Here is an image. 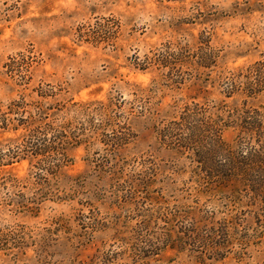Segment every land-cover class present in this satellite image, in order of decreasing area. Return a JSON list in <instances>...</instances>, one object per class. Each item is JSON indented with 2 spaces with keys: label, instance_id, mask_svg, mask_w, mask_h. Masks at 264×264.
Masks as SVG:
<instances>
[{
  "label": "rangeland",
  "instance_id": "374dc122",
  "mask_svg": "<svg viewBox=\"0 0 264 264\" xmlns=\"http://www.w3.org/2000/svg\"><path fill=\"white\" fill-rule=\"evenodd\" d=\"M51 2L52 0H39V13L34 16L33 5L37 4V0H0V36L7 35L14 23L17 27L25 22L33 27L38 23L47 30L46 38L38 43H29L25 49L26 57L23 52H17L20 60L14 61L9 56L8 60L12 62V66L5 64L8 72L3 75H9L10 79L13 71L17 75L23 72L24 75H20V80L15 85L21 90L18 99L10 100L5 107L4 96L0 94V113L9 121L6 130L0 129V188L4 189L0 200L5 199L11 190L13 195L7 200L6 206L12 211L15 203L13 214L22 221V230L29 225L41 228V254L48 253L44 256L45 260L51 256L52 262L56 264H72L71 250L78 264H138V261L153 264L152 255L158 256L159 251L153 253L150 250H137L135 244L118 252L112 249L117 245L127 244L132 239H139L141 236H136L135 232L144 217L162 212V207H156L163 199L161 189L155 186V181L150 180L152 189L148 193L141 190V180L124 179L127 162L117 167L106 156L101 157L99 149L91 151L98 143L104 145L108 153L115 154L122 144L127 142L126 134L118 136L113 133L110 136L107 131L114 126L117 131L128 128L127 123L117 125V122L127 119V102H121L119 90L115 85L108 84L107 78L98 76L85 83L75 94L71 93L69 82L61 79L59 64L71 60L76 55L81 41L83 45L91 47L87 52H80V56L90 58L97 55L96 34L99 29H94L88 22L76 24L74 31L64 21L59 22L60 26L53 27L51 22L55 18L48 15L52 10L48 6ZM173 2L183 4L185 0ZM196 4L203 10H198L192 16L178 14L168 22L165 29L167 38L162 45L164 51L153 57L152 62L158 60L166 47L176 49L175 52H170L174 58L186 57L189 60L176 67L175 71L152 64L156 73H160L162 69L164 71L158 78L157 86L146 90L142 103L151 104L152 108L164 106L166 111L163 114L172 116V120L177 118L178 111L192 102L209 106L219 116L224 115L220 110H224L227 115L234 110L241 112L248 108L264 109V91L249 95L246 92V82L241 79L250 74L249 69L254 64L264 63V28L246 14L226 7L227 0H217L211 7L208 6V0H196ZM90 11L95 15V9ZM180 11L191 12L192 9ZM70 32L75 36L76 50L65 55V50L73 43L69 39ZM26 34L27 29H21V35ZM112 35L114 37L116 34ZM85 36L88 38L84 39ZM206 42L215 58V66L210 69H203L197 64V58L201 56L199 47H203L202 43ZM184 51L188 54L181 55ZM103 52L104 48H99V53ZM179 53L181 57L176 56ZM2 55L0 53V58ZM100 68L101 71L104 70L103 65H100ZM145 70L140 69L141 72ZM109 77L115 79L111 73ZM232 81L241 88H238L240 90L232 97L227 98V86ZM113 91L116 92L115 95L112 94ZM135 95L136 93H133V96ZM12 103L19 105L20 110L17 108L18 110L12 113ZM132 112L133 108L128 107V116H132ZM143 112L141 107L137 116ZM23 119L28 123L33 120L34 126L47 123L63 125L75 136V142H70L72 145L67 152V163H64L66 166L57 174L46 176V184L42 182V172L38 170L40 159L24 157L18 150L27 134L23 128L27 123ZM160 123L163 124V120ZM152 129L155 131L157 125L153 124ZM114 136L118 139L111 141ZM113 158H116L115 155ZM144 181L146 183V180ZM129 182L134 183L133 189L136 190L137 198H144L143 203H125V190L129 188ZM216 189L219 188L207 185L198 193L200 199L212 196V200L207 203L214 201L216 206L211 209L171 205V209L179 211L178 216L183 215L185 219L191 217L196 227L202 231V235L211 227L217 236V223L222 224L225 219L229 220L226 221L229 227L233 226L231 221L234 222L233 227H236L228 244L219 238L217 243L206 239L205 243L200 241L199 244H192L185 237L187 242L184 247H180V251L183 252L187 248L188 256L185 260H190L191 264H222L227 260L223 249L233 238H242L247 235L246 229L264 224V215L252 212L254 201L245 203L235 198L224 203L225 197ZM182 192V189L176 190L177 199L181 198ZM28 193L31 195H27ZM70 196L73 201H64ZM148 196L160 199L158 203L146 202L145 198ZM192 203L197 204L198 200L193 199ZM165 210L173 215L175 213L170 209H163L164 212ZM224 210H229L227 215ZM133 224L130 232L129 228ZM155 226L156 224L151 225L148 230ZM183 229V226H180L176 230L180 233L184 232ZM175 237V240L183 239L180 235ZM50 248L52 251H49ZM137 255L141 258H136ZM57 257L60 258L58 262Z\"/></svg>",
  "mask_w": 264,
  "mask_h": 264
},
{
  "label": "clouds",
  "instance_id": "9594fccd",
  "mask_svg": "<svg viewBox=\"0 0 264 264\" xmlns=\"http://www.w3.org/2000/svg\"><path fill=\"white\" fill-rule=\"evenodd\" d=\"M216 3L217 0H208L209 7ZM37 5L39 0L33 5L34 16L39 13ZM48 6L52 9L48 15L55 18L51 22L53 27L60 26L59 22L64 21L74 31L76 24L88 22L94 29H99L96 34L97 55L90 58L80 56V52H87L91 47L83 45L81 41L76 55L59 64L61 79L69 82L71 93H77L85 83L99 76L107 78L108 84L115 85L120 92L121 102H127V119H122L117 125L127 123L128 128L117 131L114 126L107 130L110 136L113 133L118 136L126 134L127 142L115 154L108 153L105 146L98 143L91 151L99 149L100 156H106L117 167L127 162L124 179L155 181V186L161 189L163 199L160 205H156L162 207L161 222L139 239L117 245L112 251L118 252L135 244L137 250L159 251L158 256L152 255L153 264H191L190 260H185L187 248L181 252L180 243L174 239L180 235L176 230L178 227L183 226L185 230L190 227L191 217L185 219L180 215L178 222L181 223L170 225L163 219L169 214L163 209L174 212L171 209L173 204L194 209L213 208L216 206L214 201L207 203L212 200L211 195L203 199L198 195L207 185L213 188L220 186L216 190L225 197L224 203L235 198L245 203L254 201L253 214L264 215V116L257 118L241 132L237 126L224 130L215 125L210 127L211 122L206 124L199 120L170 124L173 117L163 114L166 111L164 106L152 108L151 104L142 103L146 90L157 86L158 78L164 71L162 69L156 73L152 59L164 51L162 45L167 38L165 29L168 22L178 14L192 16L198 10H203L196 0H185L183 4L173 0H52ZM226 7L246 14L264 28V0H227ZM189 8L191 12L180 11ZM92 9L96 10L95 15L90 11ZM21 29H27V34L22 36ZM113 33L116 34L114 37ZM46 35L47 30L38 23L33 27L25 22L19 27L14 23L7 35L0 36V53L3 54L0 58V94L4 96L5 107L10 100L19 98L21 90L15 85L20 75H24L23 72L17 75L15 71L10 74L11 79L9 75H3L8 72L5 64L12 66L8 57L19 61L17 52H23L26 57L25 49L29 43H38ZM69 39L73 43L65 50V55L76 50L75 36L71 32ZM99 48H104V52L99 53ZM170 51L175 52L176 49L173 47ZM100 65L104 66L103 71ZM142 67L146 69L144 72L140 71ZM110 73L115 79L109 77ZM133 93L136 95L133 96ZM128 107L133 108L132 116H128ZM141 107L144 112L137 116ZM153 124L157 125L155 131L152 129ZM177 189L183 190L180 199H177ZM3 192L4 189L0 188V195ZM12 195L9 190L8 196L0 200V264H56L52 262L51 256L44 259L48 253L41 254V228L29 225L22 230V221L13 214L15 203L12 211L7 208V200ZM193 199L198 200V203L193 204ZM149 207L155 210L152 205ZM228 211L224 210V214L227 215ZM132 227L134 224L130 226V232ZM246 232V236L233 238L223 249L227 260L222 264H264V224L253 225ZM169 233L173 235L172 240L168 239ZM173 243H176V248H172ZM166 246L171 251H165ZM70 254L73 257L72 264H78L71 250ZM59 259L57 257V262ZM138 264L144 262L138 261Z\"/></svg>",
  "mask_w": 264,
  "mask_h": 264
},
{
  "label": "trees",
  "instance_id": "16d2710c",
  "mask_svg": "<svg viewBox=\"0 0 264 264\" xmlns=\"http://www.w3.org/2000/svg\"><path fill=\"white\" fill-rule=\"evenodd\" d=\"M203 47H199L201 51V56H198L197 64L199 67L203 69H210L211 67L215 66V58L214 54L211 51V48L209 47L208 43H202ZM171 48L166 47L165 52L161 54V56L158 58L157 61H153L152 64L158 65L159 67L162 68H171L172 71L176 70V67L181 66L184 64L185 60H189V58L184 57L183 59H178L174 58V55L170 52ZM182 51V50H181ZM183 55L188 54L186 51L181 52ZM180 53L179 55H176L177 57H181ZM145 68L142 67L141 70H144ZM249 75L246 77H242L241 79L245 80L246 82V92L249 95H256L258 93H261L264 91V63H256L254 66H252L249 69ZM252 71V72H251ZM254 75H251L253 74ZM241 88L240 85H236L234 81L230 82L227 86V98H230L234 95L235 92L239 91ZM12 103V108L10 111L16 112V110H20V106ZM20 107V108H19ZM18 108V109H17ZM213 109L210 108L207 105H200L199 103H190L189 105L186 104L180 111L177 112L178 115L177 118L172 120L170 124H178L180 122H183L185 120L187 121H203L204 123L208 124L211 122L209 125L210 127L215 125L220 129L228 130L233 128L234 126L239 127L241 132L244 131L248 127L250 123H253L257 120V118H260L264 116V109H253V108H248V109H243L241 112L239 111H233V112H228L227 115H225L224 110L223 111L224 115H218V113H214L212 111ZM227 117V118H224ZM32 119V117H30ZM24 120V119H23ZM26 121V120H24ZM32 123H27L26 126H24V130H26L27 134L23 138V145H21V148H18L21 154L24 155V157H35L36 159L39 158L40 160L38 161L40 164V167L38 170L42 172V182L44 184L47 183V178L46 176H50V174L54 173L57 174L64 166H66L64 163H67V152L70 149V146L75 142V136L73 132L68 130V127L63 126V125H56V123H47L43 125H38L34 126L35 123L33 120H31ZM8 119L4 117L3 114L0 113V129L6 130L8 128ZM17 130V129H14ZM160 131H164V129H160ZM111 141H116L118 138L117 137H111ZM110 141V142H111ZM72 144H71V143ZM109 146V145H108ZM111 151V150H110ZM115 151V150H113ZM112 152V151H111ZM144 180H141L142 183V189L141 190H146L147 193L152 189L150 180H146V183H144ZM214 183V181H213ZM47 186V185H46ZM151 187V188H150ZM216 187L220 188L219 185H216ZM134 188V183L129 182V188H127L126 191V197L124 199L125 203L130 202H136L138 205L140 203H143V199L137 198L136 190ZM68 190V189H67ZM146 193V194H147ZM74 195V194H73ZM72 196V195H71ZM69 197V199H65L64 201L68 200L69 202L73 201L72 197ZM146 202H151L155 201V203H158V200L160 197L156 198H148L146 197ZM167 210H165L166 212ZM158 212H161V210H158ZM177 212L175 211L174 215L172 213H169L166 217H164V220H167V222L171 224H176L178 223V215ZM159 216V217H158ZM189 216V215H188ZM186 216V218L188 217ZM145 219L141 222L139 229H136V236H142L144 231H148L149 227L154 224H158L161 222L162 218L160 217V214L157 213H151V215H148L147 217H144ZM232 218V217H230ZM229 220H224V222L217 223L218 224V235H215V230L212 229L211 227H206L207 231L205 235H202V231L196 227V223L191 219L190 227L185 230V227H183L184 232H180V236H183V239H177L175 241L179 242L182 247L186 244V239L190 241L192 244L195 243H200L206 242V239L208 241L216 242L218 238L220 240H223L225 244H228V242L231 239L232 236V231L235 230L234 222L231 221L232 227L228 226L227 222ZM182 230V228H180ZM143 232V233H142ZM142 233V235L140 234ZM176 238V237H175ZM174 238V239H175ZM168 239L172 240L173 235L171 233L168 234ZM184 240V241H183ZM217 243V242H216ZM215 244V243H214ZM176 247V243L172 244V248ZM165 249H168L167 246ZM136 258H141L139 255L136 256Z\"/></svg>",
  "mask_w": 264,
  "mask_h": 264
}]
</instances>
